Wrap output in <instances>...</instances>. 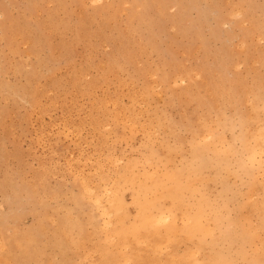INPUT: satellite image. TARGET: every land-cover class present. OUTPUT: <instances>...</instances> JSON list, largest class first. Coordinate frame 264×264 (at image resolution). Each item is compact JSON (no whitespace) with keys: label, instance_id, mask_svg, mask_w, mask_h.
Listing matches in <instances>:
<instances>
[{"label":"rangeland","instance_id":"rangeland-1","mask_svg":"<svg viewBox=\"0 0 264 264\" xmlns=\"http://www.w3.org/2000/svg\"><path fill=\"white\" fill-rule=\"evenodd\" d=\"M0 264H264V0H0Z\"/></svg>","mask_w":264,"mask_h":264},{"label":"bare ground","instance_id":"bare-ground-1","mask_svg":"<svg viewBox=\"0 0 264 264\" xmlns=\"http://www.w3.org/2000/svg\"><path fill=\"white\" fill-rule=\"evenodd\" d=\"M164 241V240H163ZM172 242V241H171Z\"/></svg>","mask_w":264,"mask_h":264}]
</instances>
